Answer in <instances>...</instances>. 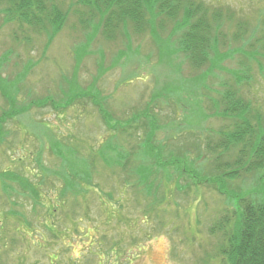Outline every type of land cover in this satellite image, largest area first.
I'll use <instances>...</instances> for the list:
<instances>
[{
  "label": "rangeland",
  "instance_id": "obj_1",
  "mask_svg": "<svg viewBox=\"0 0 264 264\" xmlns=\"http://www.w3.org/2000/svg\"><path fill=\"white\" fill-rule=\"evenodd\" d=\"M201 1L222 12V32L218 35L219 41L221 37L224 40L219 44L220 54L239 49L237 55L230 52V57L219 64L220 68L207 77H196L198 73L206 75V68L194 70L181 56L175 58L167 53L165 46L161 52L150 33L136 45L133 40L141 36L134 34V37L129 29L125 36L132 39L131 45L128 37L125 40L120 35L116 40L104 41L99 32L85 46L93 31L79 27V15L82 13L84 18L87 11L80 0H56L68 12V19L49 45L45 35L28 27L1 24L0 14V115L8 105L24 109L3 125L0 172L8 167L35 184L41 183V193L54 199L62 181L50 173L59 170L63 159H67L65 173L69 172V165L77 163L70 149L76 146L84 154L97 152L99 143L107 140L101 150L107 153V160H98L93 178L103 191L113 194V201L106 206L108 211L115 212L121 206L115 213L118 222L108 221L104 207L101 209L98 199H94L88 208L77 210L78 217H85L82 223H77L73 216L76 224H71L64 221V214L70 213L68 209L72 207L59 202L60 220L55 223L54 236L43 225H36L33 235L26 234L25 225L10 216L4 226L7 238L0 240V264H218L216 249L221 238L220 234L212 235L209 227L221 216L233 215L235 206L227 195L248 190L264 193V166L252 171L254 165L250 163L257 159L258 146L249 148L251 157L244 162L251 169L237 168L239 176L220 187L226 191L225 195L206 185L196 189L190 179L191 172L194 168L204 179L218 174L213 169L214 154L206 147L207 143L215 146L221 162L232 164L237 157V146L229 152H223L219 146L235 125L230 119L212 114L205 95L208 89L209 98L214 99L224 88L239 86L252 109L253 128L264 129V0ZM228 14H233V20L224 22ZM236 22H246L252 27L244 34L246 40L250 38L252 48H239L240 43L233 36L237 32ZM158 36L165 38L166 34ZM27 37L30 40H25ZM123 40L130 45L123 46ZM258 43L261 46L253 49ZM73 45L78 47L72 49ZM247 49L258 60L247 63L250 68L243 82L234 83L232 75L242 72L240 55ZM120 53L124 55L116 60ZM83 91L87 95L70 101L69 96ZM91 97L111 115L109 125L118 131L103 123ZM42 98H46L47 104L32 105ZM156 112L161 115L156 116ZM146 119L148 126L131 127L130 135L118 129L119 124L136 126ZM151 126H156L154 143L143 139ZM161 141L168 149L156 146ZM193 142L198 143L197 148ZM250 142L255 140L251 138ZM108 143L114 151L108 150ZM135 146L137 149L132 150ZM149 147L156 149L157 167L152 177H148L152 175L150 158L146 155ZM120 164L125 166L114 173L112 167ZM137 164H142L141 173L145 169L140 177L142 181L155 180L156 194L145 195L142 184L133 182L131 169ZM11 185L14 190L8 199L0 183V218L10 209L24 215L31 212V205L19 186ZM166 192L169 195L163 194ZM152 202L155 212L150 214L151 210L147 213L144 209L150 208ZM87 210L89 217L83 214ZM66 227L70 233L65 232ZM0 236H3L1 229Z\"/></svg>",
  "mask_w": 264,
  "mask_h": 264
},
{
  "label": "trees",
  "instance_id": "obj_2",
  "mask_svg": "<svg viewBox=\"0 0 264 264\" xmlns=\"http://www.w3.org/2000/svg\"><path fill=\"white\" fill-rule=\"evenodd\" d=\"M0 2L2 3L1 5H3L0 10V14L2 15L1 24H15L20 27H28L37 34L45 35L46 45H49L53 41L54 36L62 31L68 19V12L62 10L56 0H0ZM80 3L83 7L87 8V11L84 13L86 17L82 18V13L79 15V27L85 28L86 30L91 29L93 31L85 44L87 47L99 32L104 41L116 40L117 35L123 36L126 40L128 36L125 35L130 29L133 35L137 34L141 36L139 39L134 35V37L138 39L136 41L133 40L136 45H139L142 37L146 33H150L154 45H156L159 50L161 48L163 50L165 46L168 50L166 51L167 53L171 55L174 54L175 58L181 56L182 59L196 71H201L202 68H206V75H204L205 73H198L196 77H207L209 73L211 74L213 71L217 70V68H220L219 64L230 57V52L232 55H237V50H239L232 49L231 51L228 50L229 52L227 54H220L218 49L219 44L224 40V38L221 37V41H219L223 24L222 12L215 7L205 4L201 0H80ZM232 17L233 14H228L226 17L227 20H224V22H231L233 20ZM90 22L91 24H89ZM235 28L237 32H235L233 36L239 41V48H252V43L248 42L250 38L247 40L244 38L246 31L251 30L252 27H249L246 22H236ZM157 33H164L166 36L165 38H160ZM218 34H220V36ZM128 39L132 45V39L130 37H128ZM25 40H30V38L27 37ZM124 44L130 45L127 44V42L124 43L123 40V46ZM261 44L262 43H258L257 47L253 49H257ZM81 45L83 44H79V46ZM226 45H228V43H226ZM75 47H78V45L71 46L72 49ZM162 50L160 51L162 52ZM74 52L75 51L72 50V53ZM242 53L243 54L240 55L243 58V62L240 61V63L242 62L243 64V66H241L242 72L238 71L237 73H233L232 77L235 79L233 80L234 83L243 82V79L248 76L246 72H249L250 68L247 63L258 60L257 56H254V53L248 51V49ZM120 54L116 60H120L122 58L121 56L124 55L122 53ZM206 88L208 89V87ZM208 91L205 92V95L208 96L210 104L208 108L212 110V114L222 119H230L234 121L235 125L233 132L226 135L221 140L222 142L219 146L222 148L223 152H229L232 147L237 146V157L232 164L221 162L220 156L216 155L215 146H210L209 143H207L206 147L214 154L212 159L213 169L218 174L209 179H204L203 177L205 176L201 174L198 175V172L192 168L193 171L191 172L190 179H192V183L196 189L201 185H206L214 189L218 194L225 195L226 191L221 190L220 187L226 186L231 178L235 177L236 179L239 176L240 171H236L237 168L251 169L250 165H245L244 163L251 157V154H248V151H250L249 148L254 145L258 146L255 153L257 159L256 161L250 162L251 165H254L252 171L258 170L264 166V133H262L264 129H257V131H255L253 128L251 121L254 117L250 116L252 109L242 91L239 90V86L235 88L230 86L224 88L223 91L217 93V98L214 99L209 98ZM79 95L83 96L87 94L84 91L83 93H74L69 96L70 101H74ZM91 99H93L94 107H96L99 113L98 116H100L103 123L108 125L110 130L118 131L117 128H111L109 125L111 115L107 113L105 109L103 110L98 107L97 103L94 101L96 99L93 97H91ZM36 101L32 102L34 107H38V105L44 102L47 104L48 102L46 98H42L41 101L37 99ZM7 105L6 103V106ZM52 105L54 106V104ZM22 110L24 109H13L8 105L7 110H4L5 112L0 115L2 116L0 118V141L4 139L3 136L5 135L3 125L7 120H12V117L15 118L20 115ZM144 111H146V109H144ZM161 111L164 112V109L161 108ZM155 114H157V112ZM160 115L161 113L156 116ZM137 117L138 116H136V118ZM126 124L123 126L119 124L118 129L121 132L126 131V135H130L128 132H130L131 127L138 129L146 125L148 126V121L146 119L145 123H142V121L141 123L137 122L136 126H126ZM154 130H156V126L155 128L151 126L149 131H145L143 134V139L145 141L150 140L154 143V135L156 134ZM251 138L255 140L254 143L250 142ZM105 143H107V140ZM105 143H99V151L86 154L78 151L79 148L76 146L70 149L73 151V158L77 160V163L74 166L69 165V172L65 173L64 161H67V159H63L62 162L59 163V170L51 171L50 173L54 174V176H58L62 181V186L59 189L60 191L58 193L56 192L57 194L53 197L54 199H52L49 194H46V197L41 193L40 189H42V186L39 188L41 183L35 184L29 178L21 176L17 172L10 171L11 169L8 167L4 170L2 169V172H0V183L6 198L8 197V199H10V194L14 190L11 184H17L26 200H28L27 203L31 205V212L28 215H24L13 209L4 212L0 218V229L3 235L0 236V240H2V238H7L4 233V231H6L4 226L7 224L10 216L16 217L18 223L20 222L25 225L24 232L26 234L34 233L36 225H43L45 230L54 236V234L57 233L54 231L55 223L60 220V215L58 214V208L60 207L59 202H62L61 204L64 206L72 207L71 210L68 209L71 211L70 213L64 214L65 222L76 224L73 217L76 216L77 223H82L85 217H78L79 214L78 216L76 215V213H78L77 210L88 208L94 199H98L101 209L104 207V212L107 214L106 220L114 219L118 222V216L116 217L115 213H118L121 206L115 212L108 211L106 206L109 204V201H113V194L103 191L98 183L94 182L93 178V172L98 168V160L101 162L107 160V153L101 151ZM193 143L197 148L198 143ZM153 146H163L164 148L167 147L166 149L169 147L166 146L164 142L156 146L153 144ZM134 149H137V146L132 150ZM141 149H144L143 146ZM108 150L110 152L114 151L109 146V143ZM108 150L106 149V151ZM155 150V148L152 149L149 147L148 153L146 154L147 157L150 158L148 160L151 166L149 170L152 173V175L149 174L148 177L153 176L157 167L154 164L156 163V158H154ZM190 153L192 154V152ZM198 154L199 152H197V156L199 157ZM44 163L45 160L42 156V164ZM124 166V164L113 166V172L116 173ZM141 167L142 164H137L135 168L131 169L132 175L135 177H132L133 182L142 184V193L145 195L148 194L149 196L150 194H156V191L153 190L154 187H156L155 180H141L140 177L145 174V169L141 173ZM246 172L249 173L251 170ZM136 173H138L137 176H135ZM135 189L138 190V187L136 186ZM168 192L163 194L167 196L169 195ZM228 195L227 198L231 200L235 206L233 215L225 214L209 227V231L212 235L220 234L221 238V242L217 245L216 249L217 256L219 257L218 264H264V193H260V190H248L243 194L242 191L238 193L231 192L229 196L232 197L234 201L230 199ZM153 202L150 208H145L144 211L148 213V210H151L150 214L154 213ZM9 203L14 205L10 200ZM118 203L119 201L117 200V204ZM83 214L89 217L88 210ZM65 232H69L67 227ZM102 237L105 238V236ZM4 253L7 254V251ZM1 262L0 258V263Z\"/></svg>",
  "mask_w": 264,
  "mask_h": 264
}]
</instances>
